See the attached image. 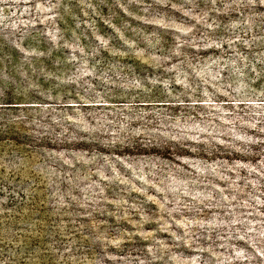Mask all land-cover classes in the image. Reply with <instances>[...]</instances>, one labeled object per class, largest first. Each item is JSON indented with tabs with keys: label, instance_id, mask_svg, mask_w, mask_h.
I'll return each mask as SVG.
<instances>
[{
	"label": "rangeland",
	"instance_id": "rangeland-1",
	"mask_svg": "<svg viewBox=\"0 0 264 264\" xmlns=\"http://www.w3.org/2000/svg\"><path fill=\"white\" fill-rule=\"evenodd\" d=\"M0 264H264V0H0Z\"/></svg>",
	"mask_w": 264,
	"mask_h": 264
}]
</instances>
